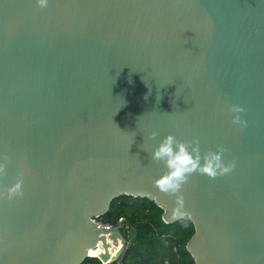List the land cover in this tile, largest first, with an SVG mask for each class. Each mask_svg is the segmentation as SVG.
Here are the masks:
<instances>
[{
    "label": "water",
    "instance_id": "water-1",
    "mask_svg": "<svg viewBox=\"0 0 264 264\" xmlns=\"http://www.w3.org/2000/svg\"><path fill=\"white\" fill-rule=\"evenodd\" d=\"M168 134L235 162L190 177L180 216L154 183ZM0 163V192L24 191L0 198V264H81L98 242L120 260V225L94 222L120 195L187 217L194 264H264V0H0Z\"/></svg>",
    "mask_w": 264,
    "mask_h": 264
},
{
    "label": "trees",
    "instance_id": "trees-1",
    "mask_svg": "<svg viewBox=\"0 0 264 264\" xmlns=\"http://www.w3.org/2000/svg\"><path fill=\"white\" fill-rule=\"evenodd\" d=\"M162 214L163 210L147 198H113L100 221L115 226L118 218L123 217L132 232L126 237L129 244L120 260L110 264H194L186 249L194 234L193 224L187 217L168 224L162 220ZM81 264L102 263L88 257Z\"/></svg>",
    "mask_w": 264,
    "mask_h": 264
},
{
    "label": "clouds",
    "instance_id": "clouds-1",
    "mask_svg": "<svg viewBox=\"0 0 264 264\" xmlns=\"http://www.w3.org/2000/svg\"><path fill=\"white\" fill-rule=\"evenodd\" d=\"M38 4L41 8L46 7L47 0H38ZM230 111L235 113L232 119L233 124L242 127L247 125V121L240 116V113L245 111L242 106L233 105ZM157 135L158 133L152 132L150 138L155 139ZM226 151V148L218 146L217 151L209 150L202 155L198 139L180 140L172 134H168L160 141L151 153V161L162 164L166 171L154 183L161 193L175 197L174 215H182V209L185 206L182 190L190 177L199 174L216 179L234 170V161L225 163L223 160V153ZM5 172V165L0 163V174H5ZM23 195L22 178L9 186L5 192H0V198L8 200L22 198Z\"/></svg>",
    "mask_w": 264,
    "mask_h": 264
},
{
    "label": "bare ground",
    "instance_id": "bare-ground-1",
    "mask_svg": "<svg viewBox=\"0 0 264 264\" xmlns=\"http://www.w3.org/2000/svg\"><path fill=\"white\" fill-rule=\"evenodd\" d=\"M121 249L120 241L118 243H113L112 241H108L107 250L110 255V260L116 258V254ZM104 253V248L102 247L101 242H98L95 248L89 250V255L92 257L99 258Z\"/></svg>",
    "mask_w": 264,
    "mask_h": 264
},
{
    "label": "built area",
    "instance_id": "built-area-1",
    "mask_svg": "<svg viewBox=\"0 0 264 264\" xmlns=\"http://www.w3.org/2000/svg\"><path fill=\"white\" fill-rule=\"evenodd\" d=\"M98 219L99 218H94V222H96L102 228L111 229L113 227V225H111V224H106V223H102L101 221H97ZM117 225H120V231H121V233L123 234V236L125 238V245H124V250H125V248L129 244V241L126 240V237L131 234L132 228L128 224L125 223V220H124L123 217L118 218Z\"/></svg>",
    "mask_w": 264,
    "mask_h": 264
},
{
    "label": "rangeland",
    "instance_id": "rangeland-1",
    "mask_svg": "<svg viewBox=\"0 0 264 264\" xmlns=\"http://www.w3.org/2000/svg\"><path fill=\"white\" fill-rule=\"evenodd\" d=\"M97 221H100V219H98Z\"/></svg>",
    "mask_w": 264,
    "mask_h": 264
}]
</instances>
